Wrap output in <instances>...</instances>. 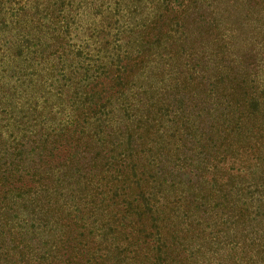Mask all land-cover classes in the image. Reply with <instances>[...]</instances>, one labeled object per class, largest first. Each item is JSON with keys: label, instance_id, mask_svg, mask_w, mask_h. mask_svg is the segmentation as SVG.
Here are the masks:
<instances>
[{"label": "rangeland", "instance_id": "374dc122", "mask_svg": "<svg viewBox=\"0 0 264 264\" xmlns=\"http://www.w3.org/2000/svg\"><path fill=\"white\" fill-rule=\"evenodd\" d=\"M0 99L2 150L43 127L157 203L146 264H264V0H0Z\"/></svg>", "mask_w": 264, "mask_h": 264}, {"label": "trees", "instance_id": "16d2710c", "mask_svg": "<svg viewBox=\"0 0 264 264\" xmlns=\"http://www.w3.org/2000/svg\"><path fill=\"white\" fill-rule=\"evenodd\" d=\"M10 101V116L16 121L25 105L13 97ZM97 111L92 113L96 115ZM11 125L14 139L2 140L5 146L3 150L0 147V154L6 159L3 163L0 158V239L4 241L8 234L6 258H0V264H146L153 237H160L147 226L150 218L155 221L160 214L157 203L144 200V192L136 193L131 183L122 191L123 201L118 200L119 194L110 196L115 183L107 178H102L105 182L101 183L94 164L96 158L84 168L88 174L80 175L79 187L75 188L72 178L76 174L66 171L71 170L77 154L74 156L72 151L58 159L61 149L56 145L57 139H51L43 127L23 135L18 123ZM0 137L3 138L2 133ZM93 137L77 139L92 142ZM54 162L59 165L54 166ZM63 181H68L67 185ZM7 211L8 219L2 218ZM99 215L101 218H96ZM105 218L107 221L102 222ZM113 218L114 234L109 235L105 228ZM138 228L145 230L143 239L138 238ZM4 248L2 242L0 250ZM160 255L161 252L156 258L164 264Z\"/></svg>", "mask_w": 264, "mask_h": 264}]
</instances>
